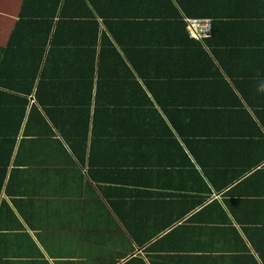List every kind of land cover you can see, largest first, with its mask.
I'll return each mask as SVG.
<instances>
[{
  "label": "crops",
  "instance_id": "0c3cea01",
  "mask_svg": "<svg viewBox=\"0 0 264 264\" xmlns=\"http://www.w3.org/2000/svg\"><path fill=\"white\" fill-rule=\"evenodd\" d=\"M56 8L30 92L0 9V264H264V0Z\"/></svg>",
  "mask_w": 264,
  "mask_h": 264
},
{
  "label": "trees",
  "instance_id": "16d2710c",
  "mask_svg": "<svg viewBox=\"0 0 264 264\" xmlns=\"http://www.w3.org/2000/svg\"><path fill=\"white\" fill-rule=\"evenodd\" d=\"M59 1L60 0H0V9L10 11L14 14V16L18 18L16 21L15 33H18L19 31L23 32V27H26V23L29 22V35H31V39H29V56H31V58L33 59V64H34L32 68H29V81H30L29 92L31 90V84L35 85V81L38 76L39 67L41 66V62L43 61L44 53L45 51H47V40L53 29L52 26L53 19ZM52 3H55L54 6L55 8L53 12L52 10L50 11L51 14L48 12L46 7L42 9V7L45 4L53 5ZM7 6H11V7L7 8ZM184 10L187 14V17H192L193 15L207 14L205 10L195 9L193 10L194 12H191L190 10H187L186 7H184ZM27 15H29V17H26ZM95 16L96 14L94 13H90L89 15V17L91 18H94ZM93 21L97 23L95 19H93ZM184 21H185L184 25L186 24L184 26V29L186 28L188 32L187 22L185 18ZM212 22L214 23L213 19ZM213 29H214V24H213ZM42 36H44L43 40H42ZM186 42L187 41H185L184 44H186ZM20 46H23V41L20 44ZM14 50L16 53H21L20 50H24V49H14ZM47 57L48 56H46V58ZM29 65L31 66L30 61H29ZM75 142L76 145L79 146L80 149H82V147L80 146L82 144V139L80 138L76 139Z\"/></svg>",
  "mask_w": 264,
  "mask_h": 264
},
{
  "label": "built area",
  "instance_id": "2783aa9c",
  "mask_svg": "<svg viewBox=\"0 0 264 264\" xmlns=\"http://www.w3.org/2000/svg\"><path fill=\"white\" fill-rule=\"evenodd\" d=\"M187 29L190 36L203 39L211 35L213 30V22L207 17H185Z\"/></svg>",
  "mask_w": 264,
  "mask_h": 264
},
{
  "label": "rangeland",
  "instance_id": "374dc122",
  "mask_svg": "<svg viewBox=\"0 0 264 264\" xmlns=\"http://www.w3.org/2000/svg\"><path fill=\"white\" fill-rule=\"evenodd\" d=\"M13 80H14V79H13ZM5 84H7V82H6Z\"/></svg>",
  "mask_w": 264,
  "mask_h": 264
}]
</instances>
